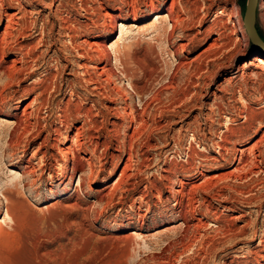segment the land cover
I'll use <instances>...</instances> for the list:
<instances>
[{
    "label": "rangeland",
    "instance_id": "1",
    "mask_svg": "<svg viewBox=\"0 0 264 264\" xmlns=\"http://www.w3.org/2000/svg\"><path fill=\"white\" fill-rule=\"evenodd\" d=\"M173 2L0 0V14L17 13L11 40L31 56L29 77L6 90L18 92L8 106L19 107L14 115L27 108L33 113L29 130L17 131L11 150L14 121L0 120V264L261 262L252 253L264 235V173L235 172L241 157L264 139V66L254 59L264 52L244 26L247 0L178 1L175 16L187 27L175 29L157 20ZM7 25L2 17L0 35ZM257 28L264 39V0L258 1ZM68 34L87 42L85 50H73ZM92 43L107 46V53L112 47L122 52L137 73L136 84L148 89L144 104L131 94L114 56L111 67L118 76L110 82L100 77L96 87L88 84L83 67L89 61L80 56L92 52ZM18 59L20 53L8 51L5 62ZM104 63L101 56L90 64L95 80ZM39 93L43 99L36 103ZM125 94L132 97L127 103ZM67 105L91 112L79 144L75 137L85 119L81 115L60 126ZM144 107L147 128L140 130L130 121ZM229 129L237 138L226 153L218 145ZM58 130L70 141L58 138ZM113 130L120 143L133 137L132 160L128 151H117ZM263 150L264 143L251 154ZM67 154L90 159L99 176H87L76 190L81 175L70 181ZM127 166L128 175H135L116 188ZM166 175L170 181L162 178ZM6 186H13L15 199L8 217L1 191ZM204 186L211 191L195 193ZM183 189L195 199L181 201L176 192Z\"/></svg>",
    "mask_w": 264,
    "mask_h": 264
},
{
    "label": "bare ground",
    "instance_id": "2",
    "mask_svg": "<svg viewBox=\"0 0 264 264\" xmlns=\"http://www.w3.org/2000/svg\"><path fill=\"white\" fill-rule=\"evenodd\" d=\"M40 1L42 2V0H40ZM178 1H181V0H174V2L171 4L170 9L167 12L166 16H161V14H159L157 16V20L164 19L167 22L169 21L171 23L170 25H172V28L173 29H175L177 27V25L179 27L181 25L187 27L185 25V22L186 21L181 17L180 14H179V17H176L175 16L176 15L175 14V7L177 6ZM189 4H191V3H189ZM191 8H193V7H191ZM193 9H195V8H193ZM16 14H9L8 12L4 16H3V13L0 14V20L2 19V17H6L8 19V25H7L6 29H5V32L2 35H0V80L3 79L2 81H4L5 84H6L4 89L1 88L2 86H0V114H3V117H0L1 118L0 120H1V122L3 121V123L4 122H9V120H13L14 121V123L12 124L13 129H12V132L10 133V139H11L10 150L11 149H14L12 146H13V143H14V139L17 136V133H18L17 131L19 129H23L25 131L26 130H29L28 127H29V125L31 123L29 122L28 118H29V116H31L33 114L32 112H29V108H27V109H25L23 111V113L21 115H19V114L14 115L13 114V111H17V109L19 107L12 108V107L8 106L9 100L14 99L15 98V95L14 94H17L18 92H11V91H6V90H8L10 87L13 88V86H16V87L19 88L20 87V83H22L23 79L24 78H27V76L30 74V71H26V67H27V62L26 61H27V59L29 57H31L30 56V53L29 52L28 53H23V47H21L20 44L18 45L17 43H15V42H13L11 40V37H12V34H13V30H14V26H15V24H17L16 23V20H15ZM191 19L194 20L195 18H191ZM120 27H123V25H121ZM184 29H186V28H183V31H184ZM69 31L72 32V34H73L74 31L76 32V30L73 29V28H70ZM76 35L75 34L74 35L68 34V37L70 38V41L72 43L73 50H78V51L85 50V47L88 45L87 42H84L82 44L78 43V41L76 39L77 38ZM217 41H216V44L213 46V49H215V47H218ZM90 46H91L92 52H90V53L89 52H86V53H83L82 56H80L81 58H84L87 61H89L83 67V69L85 70V74L84 75L89 78V80H87L88 84L95 85V87H96L98 85V83H100L99 82L100 77H106V80L105 81L110 82L115 77L118 76V74L116 73L117 71L115 72V70H113L112 67H111V65H112V59H113V56H114V58H117L118 59L120 73H122L125 76L123 78H126L127 77L126 80L127 79L129 80L130 88L132 90V93L131 94H133V93L134 94H137L139 96V98H140V103L141 104H144L145 95L146 96L149 95L148 89L145 86H139L138 84H136L137 82L135 81V79H136V76L137 75L135 76V74H137V73L134 72L133 70H130L128 68L129 66H127V62L124 61L123 58H122V55H123V54L121 55L122 52H120V50H118V49L115 50L114 47H112L111 52L107 53V46L101 45V44H98V43H92ZM125 48H126V46H125ZM258 50L264 52V50H262V49H259L258 48ZM8 51H17L18 53L21 54V59L20 60L19 59L18 60H13L11 62V65L7 64L5 62V57H6L7 53H8ZM101 56H103V58L105 60V63H104V65H103L102 68H99L98 69L101 73L99 72L100 74L97 76V78L95 80L93 78L92 74H90V70H91L90 64L94 60H96V58L98 59ZM126 56H127V54H126ZM254 59L256 61H258L260 63V65H263L264 66V57L257 56ZM262 70H263V68H262ZM23 91H24L25 94H27L29 92L28 89H24ZM42 99H43L42 98V93H39V94H37V97H36V99L34 101L36 103H38V102H41ZM130 99H132L131 95L125 94V103H127L128 100H130ZM21 100L22 99L19 100V98H18V101L17 100L16 101L17 102H20ZM126 106L129 107V109H131L130 111H132V113L136 111V109H135L134 106H130L128 104H126ZM3 109H7L8 111L7 112H4ZM90 114H91L90 110H84V111H82L80 109L71 110L68 105L65 106L64 109H61V114H59V115H61L60 116L61 117V120L59 122L60 123V126L66 127V125L71 121V118L80 119L79 117L81 115H82L81 117H83L85 119V125H84V127H82L81 129H78L77 130V135L75 137L77 144L80 143V139H82V137H83L84 128L87 125H89L87 121L90 120V118H91L90 117L91 116ZM146 114H148V110H147L146 107H144L143 108V113L141 115H139V116H135L134 115V117L130 121V123L131 124L134 123L135 125H137L139 127L140 130H144L145 128H147V125H146L147 123H145V121L143 120L142 115H146ZM245 119H246V121H249L250 118L247 115ZM37 121H38V119L36 118L35 123H38ZM90 122H91V120H90ZM32 126H33V124H32ZM37 126H39V125L37 124ZM112 127L113 128H116L117 127V123H112ZM111 132H113L112 134H114L111 137L118 144L117 151L119 153H123L125 151H128L129 158H130V160H132L135 157V155H134L135 154L134 153V146L131 143V138H133V137L132 136L129 137L128 142L127 141L126 142L124 141L123 143H120L118 141L117 132L114 131V130L111 131ZM228 132L229 133L227 135H225L223 137V139H222L223 143L218 145V149L221 150V151H224L226 153H229L230 152L229 146L232 145V141L235 138H237V131L236 130L229 129ZM57 135H58V138H62L63 137L65 139V141H68V140L70 141V138L68 136L64 137L63 134H62V132L60 130L57 131ZM92 139H93V137H92ZM48 141L49 140L46 139L42 144H40L39 145L40 148H42L43 146H45L48 143ZM54 141L57 142V143H59L60 140H54ZM263 143H264V139L261 140V141H259L251 149V151L249 152L250 153L249 155L248 154H244L243 157H241L240 162L238 164V168L235 171L236 173L239 174L240 177H242L244 175L245 176H248L249 174H260V173H264V150L263 151H258V153L251 154V153L254 152V150H257L259 144H263ZM81 146L82 145H80V147ZM83 146H84V144H83ZM97 146H98V144H97ZM55 149H58V147L56 146ZM70 155H73V154H67V156H66L67 163H66V165L64 167H65V169L66 168L67 169L68 168H71V162H72V168H71L72 175L70 176V181L73 180V178L75 177V175H76L77 172H80V175H81L80 176V180H79V182L77 184V187H76V190H78V189L83 188V185L85 184V180L87 179L86 178L87 176L88 177L97 178L100 173H99V171H96L94 169V166L91 163L90 159H87L86 157H83V156L82 157L81 156H72V157H70ZM113 158H114V156H113ZM131 171H132L131 170V167L130 166H127V168L123 172L122 177L119 179V181H118L119 185L116 188L120 187L123 184H126L128 182V180L135 175L133 173L130 174V175H128V172H131ZM165 172L168 175L172 174L171 172H169L167 170H165ZM186 172L187 173H191L192 170H187ZM13 173L15 174L16 172L13 171ZM27 173L28 172H25L26 175H27ZM168 175L163 176L162 178L165 179V180H169L170 181V176H168ZM262 180H263L262 182H264V179H262ZM130 184H132V183H130ZM152 185H154V184H152ZM12 187L13 186H6V187H4L1 190L2 191V197L4 198V200L6 201V204H7V206H6V215H7V217L9 216V214H10V212L12 210V207H13V205L15 203L14 202L15 199L13 198V195H12V191H13L12 190ZM170 190L173 191L174 189L170 187ZM197 191H201L202 193L206 194L209 191H211V188H209L207 186L199 187V188H196L195 189V193ZM176 193H178L181 196V198H180L181 201L185 200V198H187V200H189V201L195 199L194 198V194L195 193L194 194L192 193V195H191V194H189V192L187 193V191L185 189L180 190V191L178 190ZM221 197H223V196H221ZM2 232H3V226L1 225L0 226V235H1ZM241 233H244V230H241V231L239 230V234H241ZM255 233H256V231H254L253 235ZM230 234L231 235H235V233L233 234V232H230ZM132 235L134 237L141 236V234L138 233V232H133ZM259 246H260L259 251L256 252V253H252V254H254V256L257 257V259L261 260V262L258 261V264H264V235L261 237Z\"/></svg>",
    "mask_w": 264,
    "mask_h": 264
},
{
    "label": "water",
    "instance_id": "3",
    "mask_svg": "<svg viewBox=\"0 0 264 264\" xmlns=\"http://www.w3.org/2000/svg\"><path fill=\"white\" fill-rule=\"evenodd\" d=\"M258 1L259 0H247L243 21L252 44L264 50V39L257 28Z\"/></svg>",
    "mask_w": 264,
    "mask_h": 264
}]
</instances>
